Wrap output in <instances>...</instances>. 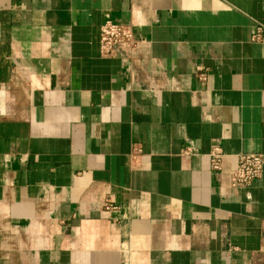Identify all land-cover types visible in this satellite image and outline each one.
Listing matches in <instances>:
<instances>
[{
    "label": "crops",
    "instance_id": "crops-1",
    "mask_svg": "<svg viewBox=\"0 0 264 264\" xmlns=\"http://www.w3.org/2000/svg\"><path fill=\"white\" fill-rule=\"evenodd\" d=\"M257 25L264 0H0V264H264V168L229 181L264 157Z\"/></svg>",
    "mask_w": 264,
    "mask_h": 264
},
{
    "label": "built area",
    "instance_id": "built-area-1",
    "mask_svg": "<svg viewBox=\"0 0 264 264\" xmlns=\"http://www.w3.org/2000/svg\"><path fill=\"white\" fill-rule=\"evenodd\" d=\"M252 42L264 43V26L257 25L256 32L252 36ZM100 54L102 57L110 58L117 55L129 57L137 47L134 33L130 27L112 21L105 22L100 28ZM196 78L205 84L208 74L199 69ZM211 167L215 172H222L223 159L225 157L222 149L214 146L208 155ZM264 168V157L261 155H241L237 159L236 166L229 174V181L233 187H245L252 185L258 180ZM107 209L114 207L107 201Z\"/></svg>",
    "mask_w": 264,
    "mask_h": 264
},
{
    "label": "trees",
    "instance_id": "trees-1",
    "mask_svg": "<svg viewBox=\"0 0 264 264\" xmlns=\"http://www.w3.org/2000/svg\"><path fill=\"white\" fill-rule=\"evenodd\" d=\"M1 70V69H0Z\"/></svg>",
    "mask_w": 264,
    "mask_h": 264
}]
</instances>
